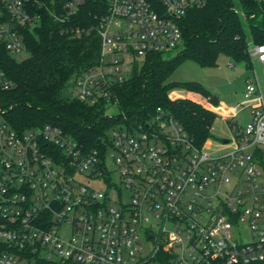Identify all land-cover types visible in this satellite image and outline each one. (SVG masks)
<instances>
[{"label": "built area", "instance_id": "1", "mask_svg": "<svg viewBox=\"0 0 264 264\" xmlns=\"http://www.w3.org/2000/svg\"><path fill=\"white\" fill-rule=\"evenodd\" d=\"M86 1L54 2L52 11L49 0H0V49L22 61L27 30ZM210 1L108 0L99 61L72 95L117 106L115 86L148 55L176 48L180 19ZM251 44L264 62V44ZM14 87L0 67V88ZM256 91L248 81L245 97ZM252 113L235 129L236 148L216 158L162 107L145 124L108 130L100 148L54 125L20 133L3 120L0 264H264V110ZM244 225L252 239L239 243Z\"/></svg>", "mask_w": 264, "mask_h": 264}, {"label": "trees", "instance_id": "2", "mask_svg": "<svg viewBox=\"0 0 264 264\" xmlns=\"http://www.w3.org/2000/svg\"><path fill=\"white\" fill-rule=\"evenodd\" d=\"M65 1L49 0L51 10L54 2ZM240 1L246 19L235 12L234 0H213L182 17V50L168 60L162 53H153L142 65H136L132 76L114 88L119 109L116 115L108 114L106 101L91 105L67 94L76 78L99 61V30L108 13V0H87L74 15L64 19L46 13L39 26L24 33L27 59L17 61L0 49V67L15 83L11 90L0 88V116L20 133L54 125L89 148H100L108 130L145 124L162 107L202 149L212 136L216 119L207 107L213 95L201 82L168 81L186 61L214 68L221 55L252 67L249 37L254 44H264V0ZM243 20L249 24V37ZM78 29L79 34L72 31ZM173 88H184L186 97L172 100L169 91Z\"/></svg>", "mask_w": 264, "mask_h": 264}, {"label": "rangeland", "instance_id": "3", "mask_svg": "<svg viewBox=\"0 0 264 264\" xmlns=\"http://www.w3.org/2000/svg\"><path fill=\"white\" fill-rule=\"evenodd\" d=\"M236 9L243 13L240 0H234ZM244 28L247 36H250V27L244 21ZM249 43L251 39L249 37ZM252 46V44L250 45ZM183 48L182 43H178L176 48L162 52L165 60L176 56ZM21 59L29 57V53L24 51L20 54ZM252 67L248 68L245 62L237 63L226 55H221L217 66L214 68H202L193 61H186L179 66L171 75L168 82H201L217 98L218 103L210 102L209 108L215 114L216 119L211 129L212 136L204 143L202 151L210 158H216L230 153L236 148L235 129L246 126L253 117V111L264 110V62L258 57H252ZM252 81L257 86V91L250 97H245L247 82ZM74 85L67 89V94L72 95ZM186 91L184 88H173L169 91L172 100L184 98ZM109 115H116L119 112L117 106H110ZM3 122L0 116V123ZM97 187L100 188L99 184ZM123 200L126 201L128 194L123 189ZM236 241L239 243L252 239L250 228L244 225L241 231H236Z\"/></svg>", "mask_w": 264, "mask_h": 264}, {"label": "water", "instance_id": "4", "mask_svg": "<svg viewBox=\"0 0 264 264\" xmlns=\"http://www.w3.org/2000/svg\"><path fill=\"white\" fill-rule=\"evenodd\" d=\"M19 29H21V27H19ZM211 102L218 103L217 98L212 97Z\"/></svg>", "mask_w": 264, "mask_h": 264}, {"label": "crops", "instance_id": "5", "mask_svg": "<svg viewBox=\"0 0 264 264\" xmlns=\"http://www.w3.org/2000/svg\"><path fill=\"white\" fill-rule=\"evenodd\" d=\"M186 94H187V93H186ZM185 97H186V95H185ZM185 97H184V98H185ZM181 99H183V98H181ZM210 102H211V101H210ZM210 102H209V103H210ZM209 103L207 104V107H208V108H209ZM209 109H210V108H209ZM210 110H211V109H210Z\"/></svg>", "mask_w": 264, "mask_h": 264}]
</instances>
